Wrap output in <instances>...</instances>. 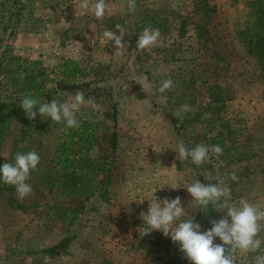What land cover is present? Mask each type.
Wrapping results in <instances>:
<instances>
[{
    "label": "rangeland",
    "instance_id": "obj_1",
    "mask_svg": "<svg viewBox=\"0 0 264 264\" xmlns=\"http://www.w3.org/2000/svg\"><path fill=\"white\" fill-rule=\"evenodd\" d=\"M23 1L16 38L9 30L1 36L0 26V59L6 56L3 50L10 43L14 53L40 59L47 67L65 57L79 60L89 72L87 80L100 81L93 96L96 107L82 105L76 117L111 125L105 112L113 110L116 103L119 138L108 201L98 202L76 218L80 222L77 236L58 256H49L42 249L68 235L58 217L44 207L55 196H62L55 188L49 192L46 185L53 171L51 157L60 127L49 128L31 140L29 151L40 156L27 181L32 193L23 199L14 196L26 210L8 206L5 192L0 196V264H160L177 244L160 231L140 236L143 221L139 213L142 208L146 212L148 202L179 196L186 213L181 219L194 216L201 231L211 228L210 219L224 215L211 205L205 213L191 200L185 188L196 179L222 183L229 193L223 204L230 206L244 197L264 206V76L236 37L237 30L254 20L252 0H208L211 10L204 13L193 6V0H135L134 10L126 6L127 0H106L102 19L81 9L78 0ZM9 5L10 0H0V20L4 23ZM152 15L158 18L155 23L165 24L159 25L164 30L158 46L144 50L130 47L129 25L137 28L138 35L145 26L156 29L150 21ZM117 24L124 33L122 55L111 41L105 45L103 37L105 30L115 32ZM199 34H203V41ZM169 78L172 88L159 93V85ZM208 83L219 84L228 102L224 115L234 133L222 141L236 146L242 158L237 163H225L210 154L211 158L197 167L190 159L176 156L179 141L188 147L211 145L210 136L221 130L210 131L203 123L190 122L184 123L181 136L166 116L168 110L180 122L190 116L206 101ZM75 93L58 92L55 98L69 102ZM84 95L86 100L92 97ZM183 104L190 110L180 111ZM18 129L15 126L5 139L2 155H9ZM92 155L99 161L108 160V144L96 146ZM233 171L237 181L229 178ZM129 196H140L143 201H131ZM69 202L70 206L75 203ZM259 238L264 239V231ZM214 243L221 241L215 238ZM251 255L238 252V264H251ZM182 257L180 251L181 263L190 264Z\"/></svg>",
    "mask_w": 264,
    "mask_h": 264
},
{
    "label": "trees",
    "instance_id": "obj_2",
    "mask_svg": "<svg viewBox=\"0 0 264 264\" xmlns=\"http://www.w3.org/2000/svg\"><path fill=\"white\" fill-rule=\"evenodd\" d=\"M251 4L254 20L248 26L237 30L236 37L243 45L245 52L254 57L260 74L264 76V0H252ZM193 6L202 13L211 10L208 0H193ZM9 7L7 23L0 20L1 36L9 30V34L14 37L16 26L20 22L19 16L25 4L23 0H10ZM129 27L130 47L136 49L138 31L132 24ZM198 37L200 41H203L201 40L203 34H199ZM3 53H6V56L0 59V165L14 162V155L17 151H29L30 142L34 137L43 135L49 128L60 127L58 141L51 157L53 171L48 176L46 185L49 192L55 188L62 193V196H55L53 201L45 204L44 207L47 210L50 209L58 217L68 235H64L55 244L42 249L49 256H58L65 253L77 236L80 222L76 218L90 212L98 202H105L109 199L116 168L115 159L119 138L118 110L114 103L113 110L105 112V117L111 120V125L102 120L77 117L80 127L68 128L63 121L53 122L49 117H41L39 114L35 119L29 120L19 106L23 96L31 95L51 102L52 99H56L55 95L58 92L82 90L93 97L100 80L97 78L87 80L89 72L86 66L75 58L65 57L54 66L47 67L40 59H29L14 53L10 43L5 46ZM206 95V101L210 98L211 103L206 104L205 101L181 122L173 117L169 110L166 116L181 136L184 135V123L200 122L210 131L221 129L210 136L209 143L222 147L223 154L218 157L225 160V163L231 160L237 163L242 158L236 146L232 144L226 146L222 141V138H227V135L234 133L230 121L224 115L229 105L223 90L219 84L208 83ZM204 113H210L211 118H204ZM15 126L19 129L16 134H13L9 155L6 157L2 155L4 141L13 133ZM25 142L27 146L21 148L20 146ZM105 142L110 148L111 156L108 160L99 161L93 157L92 153L96 146ZM202 181L205 180L202 178ZM0 191L7 194L8 206L16 205L18 209L26 210L27 206L15 200L14 196H17V193L14 186L0 180ZM77 199L79 201L75 202ZM68 200L71 205L75 203L70 206L66 204ZM102 264L113 263L103 261ZM160 264H182L178 244L161 260Z\"/></svg>",
    "mask_w": 264,
    "mask_h": 264
},
{
    "label": "clouds",
    "instance_id": "obj_3",
    "mask_svg": "<svg viewBox=\"0 0 264 264\" xmlns=\"http://www.w3.org/2000/svg\"><path fill=\"white\" fill-rule=\"evenodd\" d=\"M78 4L81 9L91 11L97 19H102L107 9L106 0H78ZM126 6L134 10L135 0H127ZM115 28V32L111 30L103 32L104 43L106 45L111 41L117 54L122 55L125 47V43L122 42L124 33L120 24L115 25ZM117 31L119 35L116 34ZM159 37V29H154L150 25L145 26L136 40L135 48L144 50L158 46ZM172 86L173 81L170 78L165 79L157 91L164 93ZM205 103H211V99L209 98ZM85 104L95 108V98L88 97L86 100L84 92L78 90L69 102L52 99L49 103L44 99L25 95L19 106L29 120L35 119L39 114L41 117H49L53 122L63 121L68 128H79L80 121L76 114ZM179 110L187 112L190 106L183 104ZM204 118H211V114L204 113ZM26 146L25 142L20 147ZM175 153L180 160L190 159L199 167L211 158L210 154L222 155L223 149L216 144H197L190 148L183 141H179L176 144ZM39 161L40 156L35 150L17 151L14 155V162L0 165V180L14 186L17 197L23 199L32 193V187L27 181L31 171L37 168ZM229 178L233 181L238 180L234 171L229 174ZM185 189L192 197L191 200L202 206L205 213L211 205L217 212H224V215L218 220L210 219L211 228L201 231V225L196 222L194 216L181 219L186 213L179 196L156 199L151 203L148 202L146 212L139 213V218L143 221L139 232L141 237L153 231H160L164 236L170 237L173 243L179 245V250L183 253L182 258L187 259L190 264H238V252L252 254L251 264H264V239L259 238L261 231H264V223H262L264 222V206L250 202L244 197L230 206L223 204L222 199L228 197L229 193L222 183L205 184L196 179ZM215 238H219L221 243H214Z\"/></svg>",
    "mask_w": 264,
    "mask_h": 264
},
{
    "label": "crops",
    "instance_id": "obj_4",
    "mask_svg": "<svg viewBox=\"0 0 264 264\" xmlns=\"http://www.w3.org/2000/svg\"><path fill=\"white\" fill-rule=\"evenodd\" d=\"M9 6H10V5H9ZM9 8H10V7H9ZM8 10H9V9H8ZM143 19H144V18H143ZM143 19H141V20L143 21ZM154 19H156V21H157L158 18H157L156 15H152V16L150 17V21H153V22H154ZM142 21H141V23L143 24ZM154 24L158 26V27H156V29H159L160 33H163V30H164V29H162V27L160 28L159 25L164 26L165 24H158V23H155V22H154ZM16 35H17V31H16ZM16 35L14 36V38H16ZM0 196H3V195H2V191H0ZM6 196H7V195H6ZM125 197L128 198V196H125ZM139 197H140V196H129V198L131 199V201H137V202L140 201V200H142L141 197H140V198H139ZM131 206H132V205H130L129 207H131ZM142 210H144V208H142L141 211H142ZM69 249H70V248H69Z\"/></svg>",
    "mask_w": 264,
    "mask_h": 264
}]
</instances>
